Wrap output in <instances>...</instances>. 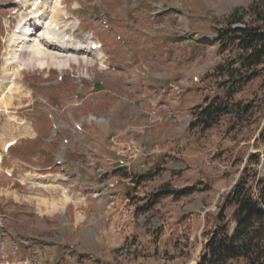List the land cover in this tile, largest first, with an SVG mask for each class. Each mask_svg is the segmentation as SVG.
<instances>
[{
	"label": "rangeland",
	"instance_id": "rangeland-1",
	"mask_svg": "<svg viewBox=\"0 0 264 264\" xmlns=\"http://www.w3.org/2000/svg\"><path fill=\"white\" fill-rule=\"evenodd\" d=\"M34 1L0 0V96L13 100L0 112V264H204L229 191L246 168L264 177V69L233 97L241 118L225 116L202 132L189 128L190 117L221 94L218 64L237 58L221 48L217 30L235 10L264 12V0H63V30L78 50L102 42L90 57L102 53L109 69L82 62L13 73L23 62L8 60L17 46L10 39ZM47 1L53 6H39ZM40 33L30 46L43 41ZM157 77L172 90L148 81ZM159 98L156 111L150 101ZM165 104L174 105L172 118ZM154 112L163 123L148 121ZM12 140L18 145L4 153ZM119 159L137 163L115 174ZM112 182L119 183L107 190ZM164 185L194 193L162 197L144 212Z\"/></svg>",
	"mask_w": 264,
	"mask_h": 264
},
{
	"label": "trees",
	"instance_id": "trees-1",
	"mask_svg": "<svg viewBox=\"0 0 264 264\" xmlns=\"http://www.w3.org/2000/svg\"><path fill=\"white\" fill-rule=\"evenodd\" d=\"M221 48L238 51L233 61L222 62L214 74L226 76L221 84V94L193 114L191 128L202 132L216 127L223 117L244 112L239 104L232 103L233 97L245 86L260 78L264 69V12L252 5L246 11L235 10L217 30ZM262 69V70H260ZM264 142V130L261 137ZM260 156H251L259 162ZM121 170H116L120 173ZM147 176H138L140 182ZM139 182V183H140ZM194 193L193 188L172 191L168 185L149 200L143 211L148 212L162 197L179 199ZM232 208L226 220L227 209ZM221 223L211 235L205 250L204 264H264V177L258 170L245 169L225 198Z\"/></svg>",
	"mask_w": 264,
	"mask_h": 264
},
{
	"label": "bare ground",
	"instance_id": "bare-ground-1",
	"mask_svg": "<svg viewBox=\"0 0 264 264\" xmlns=\"http://www.w3.org/2000/svg\"><path fill=\"white\" fill-rule=\"evenodd\" d=\"M53 2H54L53 6L50 7H48L49 6L48 1L46 2L47 3L46 6H39L36 4L37 5L36 10L26 13L27 16L25 15L26 17L23 16V18L21 19L19 24L20 33L19 34L15 33V35H13V37L10 39L11 40L10 43L12 44V46L14 45L17 46L16 48H14L13 50L14 52L13 54H11V58L8 60L13 62V64L14 62L18 63L19 61H22L23 63L20 65H23V67H20L18 64L14 65V68L13 67H12L13 69L11 68L13 73H19L20 71H23L25 67H30V68L36 67L40 70H48L51 67L52 68L56 67L59 68L61 71H65L68 67L70 68L72 67V63L81 64L83 62L86 64L93 65L96 62H100V64L103 65L104 62L102 61L103 59L102 53L101 55L98 56L99 58L98 57L92 58L90 57L92 53L91 51L89 52V51L77 49L79 48L77 45L78 42L72 40L73 39L71 36L72 34L71 35L67 34V32H65L62 28L63 22L62 19L60 18L64 12L63 9L60 8V5L62 4L63 0H53ZM47 7L48 9L51 8V13L46 16L48 12L45 9ZM32 18L33 20H31V24H29V19ZM40 31H41L40 34H42L43 36V41L40 40L41 43L38 41L30 46L28 42L31 41V39L33 38L34 36L33 34L35 33L36 35ZM67 39H69L70 42H67ZM89 43L91 44L90 45L91 47L94 44L91 42ZM27 49L30 50L31 55L28 54V56L30 57L24 58L23 52L24 50ZM73 50L74 52L77 53L70 54L71 51ZM52 51H57V52H52ZM16 67L18 68V70L16 69ZM12 102H13L12 97H9L7 99V97L2 93V95L0 96V112L8 111L9 109H11V107H13ZM58 209L59 208L57 205H54L52 207V211Z\"/></svg>",
	"mask_w": 264,
	"mask_h": 264
},
{
	"label": "water",
	"instance_id": "water-1",
	"mask_svg": "<svg viewBox=\"0 0 264 264\" xmlns=\"http://www.w3.org/2000/svg\"><path fill=\"white\" fill-rule=\"evenodd\" d=\"M97 88H100V85H97Z\"/></svg>",
	"mask_w": 264,
	"mask_h": 264
}]
</instances>
